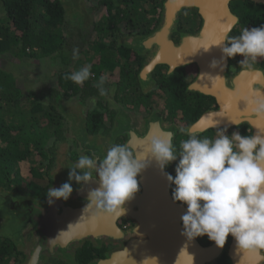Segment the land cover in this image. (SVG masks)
I'll use <instances>...</instances> for the list:
<instances>
[{"label":"water","instance_id":"water-1","mask_svg":"<svg viewBox=\"0 0 264 264\" xmlns=\"http://www.w3.org/2000/svg\"><path fill=\"white\" fill-rule=\"evenodd\" d=\"M58 1L66 11V0ZM75 1L70 0L71 3ZM239 1L264 7V0H162L159 21L153 31L124 37L120 41L125 48L145 57L138 75L143 88H146L144 92L148 89L146 82L158 66H166L169 72L187 66L197 68V76L189 91L214 99L217 108L202 114L189 128L194 134L201 135L216 127L229 130L246 125L252 134L264 135L261 133L264 132V121L244 110V101L238 102L239 111L230 108V100L243 90L264 89V68L256 64L254 70L242 71L240 68L229 73V58L222 65L223 71L220 66H210L213 60L219 61L222 56L221 48L214 45L215 41L225 33L230 36L240 23L231 9V4ZM190 9L200 17V28L194 33H181L175 42L173 35L178 31L181 14ZM148 129L140 147L138 144L134 146L137 140L130 134L127 145L134 153L144 151L149 136L170 133L172 138L174 132L161 122L159 116L152 119ZM146 160L149 166L137 177L140 190L126 202L125 213L120 217L101 216L97 220L91 215V210L84 211L89 203V191L100 186L97 176L87 183L72 181L73 192L69 199L55 200L51 204L48 188L37 197L0 188V231H3L0 237L13 240L15 249L23 253L24 259L18 264H46L50 258L68 261L88 239L98 243L123 244L119 251L97 264H143L145 258L151 257L156 260L149 264H214L223 254L231 264H264V252H237L232 237L221 249L214 242L204 246L197 238L189 241L183 236L181 217L187 205L173 200L171 184L164 175L166 171H161L154 158L146 157ZM99 163L100 159L97 160ZM58 165L57 183L52 186L55 188L69 182L68 167L75 163L69 162L64 152ZM72 199L74 203L70 201ZM118 218L133 220L136 226L124 231L116 225Z\"/></svg>","mask_w":264,"mask_h":264},{"label":"clouds","instance_id":"clouds-1","mask_svg":"<svg viewBox=\"0 0 264 264\" xmlns=\"http://www.w3.org/2000/svg\"><path fill=\"white\" fill-rule=\"evenodd\" d=\"M214 45L221 48L222 56L211 62L212 68L220 66L223 71L228 58L240 55L241 70H254L264 58V26L246 27L236 36L225 33ZM78 54L79 49L73 48V59H78ZM91 75V65H85L66 74L65 79L82 85ZM104 84L105 77H100L96 86L101 96L107 95ZM242 101L256 119L264 121V89H251ZM216 128L214 137L182 129L187 138L179 142L178 151L169 133L149 136L142 153H134L127 144H113L102 158L82 155L68 167L69 182L48 188L49 203L69 199L72 181L87 183L97 176L100 186L89 191L84 211L91 210L97 220L123 216L126 202L140 190L137 177L149 166L146 157L154 158L162 172L179 157L175 177L164 175L175 185L173 200L187 205L181 217L182 235L189 241L207 236L221 249L231 236L237 252H264V135H241L239 131L228 135L227 128ZM154 259L145 258L143 264Z\"/></svg>","mask_w":264,"mask_h":264},{"label":"trees","instance_id":"trees-1","mask_svg":"<svg viewBox=\"0 0 264 264\" xmlns=\"http://www.w3.org/2000/svg\"><path fill=\"white\" fill-rule=\"evenodd\" d=\"M161 2L162 0H100L99 3L104 4L107 11L104 23L97 29L105 37H109L110 31L118 30L119 22L127 21L132 29L136 27L140 33L148 34L158 24ZM0 11V61L10 66L4 69L0 67V188L36 197L48 185L47 174L52 166L49 145L58 139L62 121L54 113L50 100L42 103L38 98L40 94L24 90L19 75L15 76L13 71L22 65L29 67L30 63H48L56 58L59 67L53 77L57 81V90H50L48 94L52 101V92L53 96L71 97L82 85L88 86L97 79L102 70L113 71L120 64L111 62L105 55L100 37L89 48L92 62L83 63L91 65V73L95 77L77 85L65 79L66 74L81 68L82 63L80 66H73L69 61L71 51L64 45L67 40L63 31L65 11L58 0H0ZM234 11L241 22L231 36L239 35L246 27L251 29L264 26V7L241 1ZM112 15H115L114 19L108 20L107 17ZM111 26L113 27L110 28ZM119 54L126 59L129 57V53L124 51ZM84 55L80 54L79 58L83 60ZM242 59L240 55L230 58L231 64L239 69V61ZM130 64L132 63L124 62L122 68L129 73L128 81L136 83L140 65L134 69L129 68ZM256 64L264 67V58H260ZM12 65H16L15 70ZM203 112V107L195 111V120ZM94 113L98 114L96 111ZM91 118L100 121L97 115H92ZM24 165H28V174L22 171ZM197 239L202 245L212 242L207 236ZM22 257L23 254L11 243L0 239V264H18L22 262ZM217 263L228 264V259L223 255Z\"/></svg>","mask_w":264,"mask_h":264},{"label":"flooded vegetation","instance_id":"flooded-vegetation-1","mask_svg":"<svg viewBox=\"0 0 264 264\" xmlns=\"http://www.w3.org/2000/svg\"><path fill=\"white\" fill-rule=\"evenodd\" d=\"M75 2L79 4L81 14L76 22L74 24L71 23L70 26H72L73 30L75 29L80 33V42L83 43L84 39L90 36H94V41L101 37L102 39L100 40L105 55L110 58L111 62L119 63L120 65H117L113 71L102 70L97 79L91 81L88 86L82 85L77 93L71 97L65 98L62 95L57 97L56 94L53 96L51 104L54 107V113L61 118L62 128H60L61 132L58 139H55L49 145L51 149L49 159L52 166L47 174L48 185L46 188H50L57 183L58 161L63 157L64 152L68 161L73 163H76L82 155L95 158L97 154L98 156L105 155L108 148L113 144H127L130 134L135 135L134 139L137 140L134 146L138 144L140 147L143 145L141 142H143L144 136L149 130V124L156 116L160 117L163 124L174 130L172 140L178 151L179 142L187 138L181 130H189L202 114L217 108L214 99L189 91V86L197 76V68L195 66L177 68L172 72H169L166 66L156 67L152 73V78L146 82L145 87L148 89L144 92L146 88H143L138 75L145 57L130 51L120 44L121 39L124 37L144 34L140 33L136 27L132 29L129 22L123 21L119 22L117 31H110L109 37H105L97 29L99 25L104 23L103 19L107 11L105 5L99 3L101 15L94 18L87 6L84 5V0H76ZM239 2L231 4L233 12H235L234 8L239 5ZM114 17L115 15H112L107 18L109 20V18L114 19ZM65 19L64 14V21ZM200 25L201 19L194 9L184 11L180 17L178 31L173 35V40L177 42L181 33L196 32ZM93 42L91 45H93ZM120 51L129 53L128 59L122 57V55L120 57ZM85 52L89 54V49L85 50ZM124 62L132 63L129 68L134 69L140 65L136 75V83L131 80L128 81L129 73L122 68V63ZM233 70L236 71L238 69L231 64L230 60L228 72L231 73ZM128 71L130 72V69ZM94 77L95 74L92 73L91 78L93 79ZM100 77H105L104 88L107 92L106 96H101L96 86ZM54 79L56 81L55 77ZM68 94L70 95L71 93L68 92ZM138 94L143 97L138 96ZM200 107L204 108V112L195 120V111L197 112ZM94 111L98 112V114L94 113ZM92 115L99 116L100 121L97 122L95 118L92 120ZM216 131L217 129H212L200 136L214 137ZM235 131H239L241 135L252 134L251 129L246 125L229 129L227 134L231 135ZM178 162L179 157L164 170L175 177V168ZM174 188L175 185L171 184L170 192L172 198ZM70 201L72 203L75 202L74 199ZM116 225L124 231L132 230L136 226L133 220L124 218H118ZM230 240L231 236L228 237L226 245ZM122 245L119 242L98 243L88 239L74 251L72 259L64 261L50 258L46 264H97L98 261L107 259L111 253L119 251ZM223 255L226 256L225 254ZM23 259L24 255L22 261ZM220 259L214 264H218L217 262ZM228 264H231L229 259Z\"/></svg>","mask_w":264,"mask_h":264},{"label":"rangeland","instance_id":"rangeland-1","mask_svg":"<svg viewBox=\"0 0 264 264\" xmlns=\"http://www.w3.org/2000/svg\"><path fill=\"white\" fill-rule=\"evenodd\" d=\"M85 1V6L89 9V12L93 15L94 18L96 16L101 15V10L99 6L100 0H84ZM75 3V2H74ZM71 3L70 0L65 1V6L67 7L66 13H65V21L63 25V31L64 35L66 37V44L65 47L66 49L70 50L71 52L69 53V61L70 63L75 66V65H81L82 67L85 66L83 63L87 62H92V58H90L89 54H86L85 50L89 49L91 47L92 42L94 41V36H90L87 39L85 38L83 43L80 42V33L78 31L73 30L72 26L70 24H74L76 20L79 18L81 12H80V6L79 4H74ZM74 4V5H73ZM2 16V12L0 11V18ZM69 21V23H68ZM73 48H78L79 49V54H78V59H73ZM84 53L85 55L82 56L80 59V54ZM8 59V58H7ZM10 60V59H8ZM13 61V60H12ZM58 61L56 58H53L52 61H49L48 63L46 61H37L34 64L29 65V67H24V65L21 66V68L17 67L16 71H13L10 69V71L14 72V75L17 76L19 75L20 80L23 82L21 85L24 87V90H31L34 92L36 95L40 94L38 96L39 101L42 103L46 102H51V99L48 97L49 91L50 90H57V85L56 81L53 77V73L56 72L58 69ZM14 66V70L16 69V65ZM72 66V67H73ZM0 67L4 69L5 68H10L9 65L4 64L0 61ZM11 67V68H12ZM24 67V68H23ZM21 72V74H19ZM58 95V94H57ZM52 97H53V92H52ZM59 97V95H58ZM65 99V98H64ZM60 157V156H59ZM28 165L23 166V173L28 174ZM40 194V193H39ZM38 194V196H39ZM37 197V196H36ZM3 231H0V234H2ZM2 240H7L9 243H11L14 247V242L10 238H7L5 236L0 237Z\"/></svg>","mask_w":264,"mask_h":264},{"label":"snow or ice","instance_id":"snow-or-ice-1","mask_svg":"<svg viewBox=\"0 0 264 264\" xmlns=\"http://www.w3.org/2000/svg\"><path fill=\"white\" fill-rule=\"evenodd\" d=\"M215 42H218V40L215 41ZM250 92H251V89L249 88V89L243 90V91L240 93V95H239L238 97H235V96H234V97L230 100V108H231L232 110L239 111V108L237 107L238 102H239V101H242V97H244V96H248V95L250 94ZM244 110H246V111H250V106L246 105V107L244 108Z\"/></svg>","mask_w":264,"mask_h":264}]
</instances>
